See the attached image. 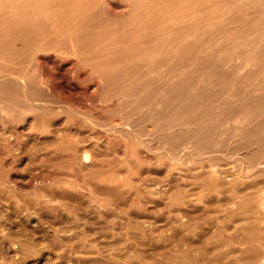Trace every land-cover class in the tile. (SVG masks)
I'll return each mask as SVG.
<instances>
[{
  "label": "bare ground",
  "instance_id": "obj_1",
  "mask_svg": "<svg viewBox=\"0 0 264 264\" xmlns=\"http://www.w3.org/2000/svg\"><path fill=\"white\" fill-rule=\"evenodd\" d=\"M111 1L0 0L1 156L10 155L25 136L9 130L8 123L32 114L38 129L56 126L48 129L47 137L56 160L62 158L81 172L89 169L90 175L82 177L86 187L115 196L122 193L121 178L107 172L113 158L102 155L101 139L117 152L130 151L143 164L146 157H141V147L150 150L151 142L158 139L167 147L168 158L196 161L206 173L197 185L217 189L224 198L212 215L195 218L191 215L196 203L193 193L184 194L179 188L174 197L161 200L158 196L169 213L177 214L169 229L179 232L188 227L208 233L209 228H198L205 223L215 229L209 239L212 245L208 243L216 251L212 264H264V84L251 86L242 73L248 58L218 57V45L240 30L243 36L264 37V0H122L129 5L126 15ZM240 18L252 23L237 26ZM27 51L34 59L24 64L27 56L22 53ZM71 70L76 72L75 79L69 76ZM145 106L150 108L134 117ZM171 117L182 122L173 124ZM214 146L221 148L211 149ZM220 159L229 161L228 168L219 167ZM149 179L141 180L144 183L134 196L153 194L167 185ZM174 179L169 186L176 189L179 184H174L181 178ZM193 184L187 190L198 188ZM108 196L97 195L102 203L111 204L114 197ZM240 214L245 221L234 231L237 236L223 237ZM169 248H164L167 262L151 264H202L203 260L195 259L194 248L182 254Z\"/></svg>",
  "mask_w": 264,
  "mask_h": 264
},
{
  "label": "rangeland",
  "instance_id": "obj_2",
  "mask_svg": "<svg viewBox=\"0 0 264 264\" xmlns=\"http://www.w3.org/2000/svg\"><path fill=\"white\" fill-rule=\"evenodd\" d=\"M111 2L115 4L121 14H128L129 5L125 4L122 0H114V2L112 0ZM211 20H215V18H212ZM241 22L244 23L242 25H239ZM248 23L252 22L240 18L237 22V26L239 25L240 27H244ZM243 29L246 31H251L250 27H245ZM22 56H27L25 60L27 62H25L24 64H27L29 60L34 59V55L30 51H27L26 54L23 52ZM221 56H236L248 58L249 63L247 67L243 69L242 73L244 72V74L247 75V77L251 81V86L264 84V37L261 40H257L256 37L243 36L240 30L236 34L228 36L224 43L218 45V57ZM74 75H76V72L74 70H71L69 72V76L75 79L76 77H72ZM90 84H92L91 79ZM148 108H150V106H145L141 109L138 108V110H136V112H134L133 114L134 117L139 116L140 112H143L144 110L146 111ZM34 120V115L27 114L17 117L15 120L8 123V125L11 127L9 130L14 129V132L17 131L19 133H21L20 131H22L25 133V136L23 137L22 142L19 144V147L16 146L11 150L14 153L11 152L9 153L10 155L5 153L3 157L1 156V154L3 153L0 152V177H4L0 178V182L2 183L0 185V264L165 263L167 262L165 258L166 250H164V248L166 247H170L167 250H170L172 252L179 251L180 254H182V251L185 252L194 248L192 250H195L193 254L197 253V255L196 257L195 255H192L193 258L195 257V259H199L198 261L203 260L204 262L202 261V264H212L214 262L216 251L212 246L210 247V245H212V242H210L209 239L213 235L212 233H214L215 229L208 227L209 225L205 223H201L198 225V228L201 229L200 226L204 228L207 227L209 228L208 233L202 232L200 234L198 233L199 231H197L198 229L189 230L188 227L179 232H175L172 228L169 229V227L174 224L177 214L169 213L166 206L161 203L163 197L164 199L172 195V197H174L176 196L175 193L177 194L178 192L177 190L181 188L182 193L185 192L184 194H190L191 192L196 197V203L194 207L192 206L193 211L191 215H194L195 218L203 216L209 217L210 215H212L213 210L215 211V209L224 200V198L222 197L223 193L218 191L217 189L213 191L214 189L209 190L207 188L204 189L198 186L202 181L205 180L206 177L204 176L206 173L204 172V169L200 168L199 164L196 163V161H193V159H189L190 161L185 160L184 162L180 163L179 160H177V158L175 157L168 158V155L166 153L167 147L165 146V144L162 145V142L160 140L159 142L161 143L159 144V142L157 141L158 139H154L151 142L153 143L151 144L153 149L151 148L150 150H145V147H141L140 149L141 157H146L143 158V164L142 161L131 156L130 151H123L124 148H122L120 152H117L113 147H107V141L105 140V138H102L101 142H103L106 147L102 143L99 148L103 150V154H100H102L103 156L105 155L104 157L106 158L108 156L109 160L113 158V160L111 159L109 161V167H106L108 170L107 172L110 174V176H120V186L123 188L121 191L122 193H114L115 196H112L113 194L104 196V194H98L86 187L85 181H83L84 179L82 177H84L85 174L86 176L90 175L89 169L81 172L79 168H76L77 166L70 164L68 161L63 160L62 158L57 160L55 159L54 151L49 149L52 148V144L50 145L51 141L49 140V138L47 139V137L49 136L48 129H56V126L44 125L42 126V128L38 129L33 125ZM171 121H175L173 122V124L182 122L172 117ZM1 127L2 126L0 123V128ZM148 127L152 128L151 124H149ZM171 130L172 129H169L167 132H170ZM71 133L74 132L72 131ZM121 139L122 141L124 140L123 138ZM154 146H158V148L156 149ZM36 147H38L37 151ZM107 148L108 150L111 149L109 150L110 152L107 150ZM219 148H215L214 146V148L211 149L218 150ZM222 148H225L226 151L228 150V147L226 146ZM105 149L107 150V152H105ZM159 149H162V152ZM39 150L42 153L39 154ZM44 150L47 151L46 154ZM163 150L165 152L164 155L162 154L164 153ZM95 151H93V154H97L99 149H95ZM149 151L151 152V154H153L152 152H155L154 155L149 156ZM215 152L218 153L217 151ZM90 153L93 156L92 151ZM40 155L42 156V159ZM165 155H167V157H165ZM33 157H35L36 159ZM37 157L40 159H38ZM160 157L164 160V162L161 161L162 159H160ZM237 158V161L240 162L241 158L239 156ZM130 160L132 161V163ZM149 160H151V162ZM226 162L229 164V161L220 159L218 162V164L220 165L219 167L222 166V168H228L230 164L228 165ZM4 163L6 164L5 166ZM159 163L161 165V169H159L160 167H158L160 166ZM161 163H163L164 167ZM111 165L114 168V172L112 171ZM144 165L146 167H144ZM167 166H170L171 168ZM163 168L166 172L163 170ZM117 169L119 171H117ZM158 169L160 170V172ZM154 171L156 173H154ZM74 172H77V174H75ZM79 172L81 174V177ZM179 172H181L182 174ZM112 173L115 175H112ZM175 173L177 176L174 175ZM40 174H42V179L40 178ZM46 174L47 176L49 175L50 178H48ZM178 174L181 175V177ZM44 175L45 177H43ZM77 175L79 177H77ZM129 175L130 177H128ZM149 175L153 179H151ZM184 176H186L187 178H184ZM178 177L181 178L180 181H183V183H180L179 181V183L174 184V186L177 187L178 184L181 186L178 185L176 189L173 186L170 187L169 182ZM142 179L144 181H148V179L149 181H157L160 182V185L166 182L167 185H162L159 188V191L157 189V191L153 194H148L146 196H134L135 194L133 192L137 190V187L142 186V184L144 183H142ZM186 179L188 182L186 181ZM198 179L199 182L197 181ZM191 184L198 187L193 189L195 192L193 190H187L191 189ZM187 185H189L188 188L184 187ZM200 190L202 192H200ZM208 190L211 193H209ZM130 192L132 193V195ZM125 193L127 194L125 195ZM93 194L95 195V197ZM97 195L101 197L112 196L114 197V199L111 198V204L108 202L102 203V200H100ZM123 195L125 197H128H126L125 199ZM196 195H199L200 197L198 196L197 198ZM118 196L120 197L118 203H120L121 205L117 203V198H119ZM148 196L152 199H148ZM155 196L157 199H155ZM158 196H160L161 200ZM142 197H145L143 198L144 200H142ZM158 199L161 202L158 201ZM62 202H64V204ZM138 208H141L143 210ZM244 221L245 216L243 214H240V216H236L234 221L232 222V228L226 230L225 232L223 231L225 233H223V237L224 235L225 237H232L234 231L237 229V226L239 227V224L244 223ZM138 226L143 228L144 231L139 230ZM235 235L237 236V232H235L233 236ZM208 243H210V245ZM208 247L210 248V250H208ZM202 249L204 250V252ZM206 249L208 252L206 251ZM199 257L204 258L200 259Z\"/></svg>",
  "mask_w": 264,
  "mask_h": 264
}]
</instances>
